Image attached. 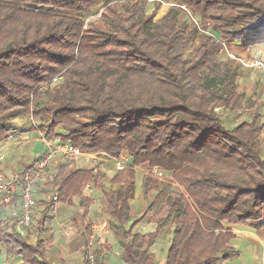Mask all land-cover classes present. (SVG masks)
<instances>
[{
  "label": "trees",
  "instance_id": "trees-1",
  "mask_svg": "<svg viewBox=\"0 0 264 264\" xmlns=\"http://www.w3.org/2000/svg\"><path fill=\"white\" fill-rule=\"evenodd\" d=\"M164 3L170 6L156 19ZM184 7L227 45L264 42V0H0V141L17 131V119L33 117L48 139L91 153L127 152L131 166L101 187L103 212L127 239V264H155L150 247L168 227L164 264L236 259L232 227L264 231L262 106L239 89L243 65L220 58L222 43L200 32ZM217 107L246 109L250 119L228 126ZM145 165L182 190L145 173L148 208L126 229L134 167ZM51 167L44 185L58 199L42 200L33 216L40 236L49 233L57 202L73 206L79 196L85 212L94 203L82 192L94 169ZM145 220L155 231H135ZM15 225L6 218L0 226L8 254L52 264L45 257L52 238L30 242ZM103 251L94 249L96 264ZM84 256L88 264V248Z\"/></svg>",
  "mask_w": 264,
  "mask_h": 264
},
{
  "label": "crops",
  "instance_id": "crops-1",
  "mask_svg": "<svg viewBox=\"0 0 264 264\" xmlns=\"http://www.w3.org/2000/svg\"><path fill=\"white\" fill-rule=\"evenodd\" d=\"M240 48L242 53H245L246 51L249 52L250 50L254 49V47L252 46H246V48H242V47ZM263 100L264 97H262L259 101H263ZM20 125L21 124L17 123L16 127L19 128ZM36 133L40 134V132L37 131L36 129L32 130V127L30 128V131H28L27 133H18L15 131L12 133V135H15V139L11 145H6L5 143L0 142V149L3 150L6 157L4 162L0 164V166L7 174H11L15 171L25 169L32 162L38 159L35 158L36 157L35 155H39L41 153V150L43 153L46 152L45 144L44 143L42 144L43 141L41 142L36 138V135H34ZM82 158L84 162L90 163L89 168L94 169L96 167L93 164L92 160H89L86 157H82ZM63 159L64 158L62 156H58L54 159L51 165L54 166V168L64 166L67 169H73V164L71 162L72 160L68 159V163H65ZM97 159L98 158H96L95 160ZM110 161L109 163L112 166V169L114 171L113 173L115 174L118 171L115 168L114 162L113 161L110 162ZM108 165L109 164H107L106 167H103L100 170V175L101 173L103 174V169L105 168L104 169L105 175L103 177H110L111 179L114 176V174L111 176V174L108 173V167H107ZM136 172H137V176L138 174H141V184H142V178L144 176V173L140 170H136ZM103 182H104V178L100 180V184L92 192L85 190L83 186L82 188L83 196L88 195L86 197H89V193H95L99 191L103 185ZM41 184L42 182H40L37 186V192L39 193V202L35 213L36 216H39L41 213V201L53 199V197L41 199V192L39 190ZM115 186L117 187V185ZM137 188L138 186L136 179L135 190ZM92 205H90L88 211L85 212V209L83 208L82 205L69 206L67 204L57 202L54 210V220L48 227L49 233L40 236L36 231L34 222H32L31 226L23 228L18 224L17 216L12 215L13 211L19 212L21 210V201L17 194L13 196L12 201L10 203H3L0 197V226L6 221V218H15L16 230L22 236L26 237L30 242L35 243L37 239L41 237L47 239L51 243L50 238H52V243L46 246V251H45V257L52 264H84V258H85L84 254L87 248L88 234L91 233L92 227L95 223H100L108 219L111 223L112 228L110 232L106 235V243L104 245L96 246V247L99 246L104 247L103 255L101 256L98 264H121L119 260L112 261V259H114L112 254L117 256L119 255L123 256V249H124V245H123L121 252V249H119L116 245V239L114 238L116 227L113 226L109 216L105 214L100 220L93 223L94 220L92 215H93L94 205L93 206ZM143 223L144 222L137 225L135 231L141 233H150L155 231L156 223L148 220V224L146 228ZM88 224H91V228L89 230L86 228ZM247 227H248L247 225H235L232 228L234 233L236 234V237L231 241V244L237 250L240 251V256L236 259H231L229 261L221 260L217 264H264V231L255 230V229L252 230L251 227L250 228ZM28 228H32L30 232ZM241 228H246V229L242 230ZM242 232L244 233L240 234ZM0 264H26V263L22 260L21 256L8 254V250L6 246L4 245L3 242H0ZM122 264H127L125 258L123 259Z\"/></svg>",
  "mask_w": 264,
  "mask_h": 264
},
{
  "label": "built area",
  "instance_id": "built-area-1",
  "mask_svg": "<svg viewBox=\"0 0 264 264\" xmlns=\"http://www.w3.org/2000/svg\"><path fill=\"white\" fill-rule=\"evenodd\" d=\"M166 4V3H164ZM170 6V4H167ZM184 9L188 12L190 20L197 26L200 32L209 35L216 40L220 41L225 50L231 58L237 59L244 68L248 70H258L264 78V59L259 56L253 55L236 57L234 53L230 52L225 40H222L213 30L210 23L201 22L196 16H194L186 7ZM63 77L58 76L52 80V84L58 82ZM222 108V110H220ZM216 111L225 116L226 111L223 107H217ZM221 111V112H220ZM32 130H37L36 121L31 117ZM40 132V131H39ZM41 139L46 146L45 154L39 159L32 162L25 169L15 171L11 174H7L0 166V197L3 203H10L15 194H17L21 201V210L19 212H12V215L17 216L18 224L21 227H29L33 222V216L36 213L37 205L39 202V193L37 192L38 184L43 180L45 172L49 165L52 164L54 159L58 156H62L69 160H74L78 157H86L89 160L95 161L96 156H107L114 162L117 171H122L131 166V160L127 152L123 151L115 155H109L102 153H91L82 150L81 148L69 143L59 142L54 138L48 139L40 132ZM15 139V135L10 134L7 138L0 141L6 145H11ZM5 153L0 149V164L5 160ZM135 170H140L144 174L150 175L168 180L171 184L181 187L175 182L172 176L168 175L164 170L159 167L135 166ZM102 169V166H101ZM98 166L94 168V178L85 183V190L92 192L100 184L101 176ZM53 199H58V193L53 195ZM112 226L110 221L104 220L100 223H95L92 227L91 233L87 236V248H88V264H95L96 259L94 255V249L97 245H104L106 243V235L110 232Z\"/></svg>",
  "mask_w": 264,
  "mask_h": 264
},
{
  "label": "rangeland",
  "instance_id": "rangeland-1",
  "mask_svg": "<svg viewBox=\"0 0 264 264\" xmlns=\"http://www.w3.org/2000/svg\"><path fill=\"white\" fill-rule=\"evenodd\" d=\"M150 1H153V0H150ZM168 7L169 6L167 4H163L159 10L157 16H156V19H160L164 15V13L167 11ZM100 14H101L100 10L96 11L95 14H93L91 17H89V20L99 17ZM240 47L246 48V46H238V45H234V43L232 45H228L230 52L234 53L236 55V57H242V56L251 57L253 55H256V56H259L260 58L264 59V42L263 43H256V44L252 45V47H254V49L250 50L249 52L246 51L245 53L241 52ZM222 53L223 54L220 56V58H226L227 56L230 57L229 54L225 50H223ZM244 69L245 70L243 72V75L239 79V89L241 91L245 92L247 94V96L251 95L257 99V103L262 106L261 111H262L263 116H264V100L259 101L262 97H264V78L262 77V75L260 74V72L258 70H248L246 68H244ZM54 84H56V83H54ZM223 109H224V111H226L225 116H223L224 117L223 120H224L225 124L228 126H235L244 120L250 119V113L246 109H242L238 112H233L231 110L229 111L227 108H224V107H223ZM220 110H222V108ZM222 115H223V113H222ZM263 120H264V118H263ZM16 123L21 124L19 126V128H17L16 132L27 133L28 131H30L31 119H27V118L17 119ZM34 135H36V138L42 142L40 134L36 133ZM42 144H43V142H42ZM262 144H263V153H264V139L262 141ZM44 154L45 153H43L41 150V153L39 155H35L36 156L35 158L39 159ZM96 158H98V159L93 161V164L95 166H98L99 169H101V166L103 168V167H106L107 164H109L107 166L108 167V173L111 174V176H112L114 174L113 173L114 171L112 169V166L109 163L110 159L104 155H98V156H96ZM82 160H83L82 157L72 160L71 162L73 164V169L77 168V167H90V163H86V162H84V160L82 162ZM63 161L65 163H68V159H66V158H64ZM50 166H52V165H50ZM52 167H53V169H52ZM52 167H51V170L54 171L56 168H54V166H52ZM104 169H103V174L101 173L100 176H101V179L104 178L103 184H108L110 177H103L105 175ZM46 175H47V173L45 174V176ZM44 180H45V177L43 178L42 184L39 188V190L41 192V199L53 197V195L57 192V190L55 188L51 189V188L45 186ZM140 184H141V174H138V176H137L138 188L135 190L134 197L131 199L133 214L131 215V221L126 225V229L129 228L131 223L136 218H139L144 213V211H146V209L148 208V205H149V200H147L144 197V194H143L142 190L140 189V186H141ZM169 184H170L171 188H173V189L182 190V188L178 187L177 185H174L171 183H169ZM114 187H116V186H114ZM101 190L102 189L100 188V190L95 192V193H89V197H92L95 201V203L93 204L94 205L93 215H92L93 220H94L93 223L97 222L98 220H100L104 216V212L102 209L103 199H102V191ZM86 196H88V195H86ZM75 205H77V206L82 205L81 198L79 196L75 200ZM151 215H152V211L149 212V216H151ZM143 224L146 228L147 224H148V220H145ZM248 227L250 228L251 226H248ZM251 228H252V230H254V229L258 230V229L253 228V227H251ZM31 229L32 228H28L29 232L31 231ZM241 229L243 230L246 228H241ZM249 230H251V229H249ZM243 233L244 232H242L240 234H243ZM114 238L116 239L117 247L119 249H121V252H122V246L124 245V243L126 241V238L124 237V233H123V228L116 225ZM171 239H172V228L168 227L162 233L160 238H158L156 240V242L153 244V246L150 247V252H153L156 256L155 264H164L166 256H167L168 248L171 244ZM112 256L114 257V259H112V261L119 260V262H121V264H122V261L124 259L123 256H121V255L117 256L114 254H112ZM259 261H261V260H259Z\"/></svg>",
  "mask_w": 264,
  "mask_h": 264
}]
</instances>
